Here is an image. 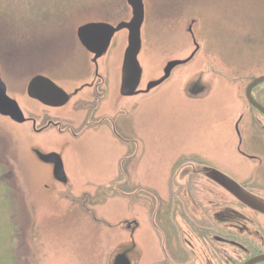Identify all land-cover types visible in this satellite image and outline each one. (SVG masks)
Listing matches in <instances>:
<instances>
[{"label":"rangeland","instance_id":"rangeland-1","mask_svg":"<svg viewBox=\"0 0 264 264\" xmlns=\"http://www.w3.org/2000/svg\"><path fill=\"white\" fill-rule=\"evenodd\" d=\"M142 1L141 62L147 64V77L160 75L167 59L182 56L184 46H192L184 28L191 18H196L193 30L202 48L177 75L196 74L211 80L214 89L201 104L202 98L186 101L176 91L180 84H176V79L163 94L145 97L127 116L128 124L143 136L141 148L152 158L150 162L167 161L181 145L225 153L221 144L227 138V129L220 117L232 108L235 90L228 84L234 81L227 77L264 74V0ZM126 16L125 0H0V45L9 48L0 55L5 60L0 62V76L11 83L9 92L17 97L21 108L30 113L42 111L39 103L25 95V80L29 76L46 72L54 79H68L88 74L89 57L75 40L78 25ZM22 46L30 49H20ZM34 59L43 66L34 68ZM202 61H210L208 74L201 72ZM7 62L12 63V72ZM222 75L225 81L215 89L214 77ZM178 78L183 81V77ZM64 85L74 86L72 82ZM3 135L10 137V145L6 147L0 141V264H112L120 245L118 237L112 242L110 233L119 236L120 225L123 227L124 221L134 218L136 213L124 217L126 208L120 199L102 204L98 198L96 203L102 206L90 205L91 199L72 195L71 189L78 186L74 180L68 181L70 192L59 186L49 166L38 161L33 151L59 149V136L50 130L37 136L24 125L0 117V140ZM63 143L74 169L80 162V175L84 178L109 176L112 157L115 152L122 153L103 132L96 136L87 134L80 141L65 138ZM42 144L54 147L38 146ZM9 155L14 159L16 175L4 160ZM79 184L86 183L79 180ZM138 228L141 234L137 239L145 254L152 248V236L141 222ZM129 256L145 264L155 255Z\"/></svg>","mask_w":264,"mask_h":264},{"label":"flooded vegetation","instance_id":"flooded-vegetation-1","mask_svg":"<svg viewBox=\"0 0 264 264\" xmlns=\"http://www.w3.org/2000/svg\"><path fill=\"white\" fill-rule=\"evenodd\" d=\"M121 43L122 38L116 36L108 54L99 58L97 64L89 61L87 75L63 79L79 86L69 92L70 106H59L52 113L48 107H43L41 114L34 115L35 127L30 123L27 129L31 128L30 132L37 136L50 130L60 141L59 149L42 151L34 148V153L36 150L57 152L67 179L107 181L105 186L87 189L95 192V201L98 198L101 201L102 198L97 196L101 193L109 200L120 199L126 208L124 217L136 213L134 218L124 221L119 236L110 233L112 242L119 238V251L112 248L116 251L114 255H155L144 261L145 264H264V82L250 89L257 107L247 97L246 89L259 75L227 77L234 81L228 84L235 90L232 108L220 117L227 129V138L221 144L225 153L181 145L167 161L150 162L152 158H148L140 146L143 136L128 124L127 116L145 97L163 94L176 79V84L180 83L175 84L176 91L185 97V82L193 74L177 75L188 65L184 63L173 68L170 77L150 93L123 95L119 89ZM188 50L189 47L184 46L183 55L179 57L186 56ZM87 53L84 51L85 56ZM202 62L201 72L208 74L210 61ZM218 72L223 73V70ZM176 75L183 77V81ZM214 79L215 89L225 81L223 75ZM198 85L202 86L201 83ZM137 88L143 90V82ZM203 99L207 97L202 98L200 104ZM185 100L189 101L186 97ZM39 128L42 129L37 132ZM101 132L115 142L122 153L117 155L115 152L112 157L109 176L84 178L80 175V162L74 169L68 159L63 141L65 138L80 141L87 134L96 136ZM206 170H217L228 179L214 180ZM230 179L242 191L251 194L256 202L246 203L235 197L225 187ZM140 222L148 227L153 241L152 248L145 254L137 239L141 234L138 232ZM128 261L139 264L130 258Z\"/></svg>","mask_w":264,"mask_h":264},{"label":"water","instance_id":"water-1","mask_svg":"<svg viewBox=\"0 0 264 264\" xmlns=\"http://www.w3.org/2000/svg\"><path fill=\"white\" fill-rule=\"evenodd\" d=\"M128 7V16L126 20H121L115 25L104 21H89L83 23L77 27L76 35L85 48L89 61L97 64L99 58H103L107 53V50L111 44L112 38L115 34H122L123 42L120 50L119 60L121 61V75H120V92L123 95L130 96L138 94L139 92H147L150 89L160 85L165 79L170 76L173 68L178 65L184 64L191 60L196 52L199 50V42L196 39V32L193 30L194 24L197 22L196 18H191L186 23L184 28V34L191 38L192 46L189 54L183 57H175L167 59L162 66V75L159 77H145L143 82L146 83L143 90L137 89V84L142 78V68L139 63V55L142 50V25L144 22V5L142 0H125ZM90 54L93 55L90 58ZM264 81V75L258 76L253 79L247 87V94L250 99V89L254 85ZM211 80H203L201 77L193 74L185 82L184 95L187 99L192 98H204L209 96L213 90V84ZM201 83L202 86H199ZM183 87V88H184ZM26 92L28 96L46 106L57 107L64 104L68 100V94L54 83L48 77L37 74L33 76L27 83ZM253 102V100L251 99ZM255 103V102H253ZM256 104V103H255ZM257 105V104H256ZM0 115L10 118L16 123H23L27 119L24 116L18 102L13 97L6 93V87L2 79L0 78ZM36 155L44 162L52 163L53 177L60 181L65 182V174L63 170V164L61 157L56 152L43 153L36 150ZM10 159L14 160L10 157ZM207 174L214 180L222 182L225 181L226 176L216 170H206ZM225 187L237 198H240L243 202L255 203L254 197L240 189L237 184L228 180ZM124 261V264H129L124 255L120 254L115 257L113 264H120Z\"/></svg>","mask_w":264,"mask_h":264}]
</instances>
